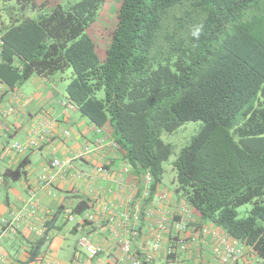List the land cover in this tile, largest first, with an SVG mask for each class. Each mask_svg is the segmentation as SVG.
Returning a JSON list of instances; mask_svg holds the SVG:
<instances>
[{
	"label": "trees",
	"instance_id": "16d2710c",
	"mask_svg": "<svg viewBox=\"0 0 264 264\" xmlns=\"http://www.w3.org/2000/svg\"><path fill=\"white\" fill-rule=\"evenodd\" d=\"M106 2L0 0V79L12 90L69 70L67 102L108 126L153 189L173 153L161 134L200 120L172 162L173 190L264 262V0H118L100 53L90 31ZM3 174L16 181L23 164Z\"/></svg>",
	"mask_w": 264,
	"mask_h": 264
},
{
	"label": "crops",
	"instance_id": "0c3cea01",
	"mask_svg": "<svg viewBox=\"0 0 264 264\" xmlns=\"http://www.w3.org/2000/svg\"><path fill=\"white\" fill-rule=\"evenodd\" d=\"M65 86L64 83L61 92L50 77L33 74L13 89L19 95L17 98L11 96L9 89L0 100V144L8 147L15 141L23 143L29 136L36 142L24 152L8 151L0 155V264H107L117 257L123 235L118 213L125 208L131 211L132 203L127 206L124 203L129 196L135 199L139 195V177L125 163L119 149L111 145L108 126L97 127L75 106L65 105ZM9 105L14 111L6 113ZM53 158L70 159L71 167L60 171L50 184L43 185L39 176L50 172L49 161ZM20 164L23 174L18 180L5 177V170ZM101 165L105 171L95 172L94 168ZM77 171L89 176H80ZM161 191L169 192L167 200H158ZM182 200L180 194L161 182L154 187L149 204L158 215L172 211ZM80 202L87 209L73 213L76 220H66L63 208L72 211ZM110 203L114 207L104 211L103 205ZM92 212L97 216V224L86 221ZM2 219L6 224L1 223ZM153 220L142 213L139 222H132L140 228L133 245L141 257L145 238L152 236L147 229ZM187 220L188 230L184 233L189 237L187 247L178 250L175 258L167 257L164 246L183 233L168 234L162 230L155 264H220L217 239L226 234L192 207ZM202 226H208L206 234L199 233ZM83 235L99 246L96 257H88L79 244ZM39 237L44 238L42 250L34 260H29L32 242ZM241 247L237 264H264L249 247L242 244Z\"/></svg>",
	"mask_w": 264,
	"mask_h": 264
},
{
	"label": "built area",
	"instance_id": "2783aa9c",
	"mask_svg": "<svg viewBox=\"0 0 264 264\" xmlns=\"http://www.w3.org/2000/svg\"><path fill=\"white\" fill-rule=\"evenodd\" d=\"M2 43L0 37V45ZM9 88L6 84L0 79V100L4 93H6ZM13 98H17L19 95L13 89L10 92ZM72 105L69 102H66L65 105ZM14 111V107L11 105L6 107V113H10ZM1 128V122H0ZM64 135H68L67 131H64ZM36 145L35 140L32 136H29L27 140L23 143L20 142H12L8 147H3L0 144V155L2 153H6L8 151L14 152H24L31 147ZM111 145L119 149L118 144H116L113 140H111ZM71 167V160L64 159L59 160L57 158H53L49 161V169L50 172L43 173L39 176V181L43 185L50 184L55 178L57 174L62 170H66ZM95 172H104V166H96L94 168ZM124 171H127V168H124ZM80 176H89L86 173L77 171ZM139 181L141 184V191L139 195L133 199L132 196H129L125 201L124 205L132 203L131 211H128L127 208L119 211L118 213V224L123 230V235L120 238L117 257L111 258L107 264H155V256L158 250L161 248V231H168V234L174 233H183L182 236H178L175 238H171L166 245L164 246V254L169 257V254H174L173 258L176 257L178 250H183L188 245L189 237H186L184 233L188 230V216L190 214L191 207L187 203V201L182 200L174 205L172 211L160 213L158 215L155 214L152 207L149 204V198L153 192V176L150 171H144L139 177ZM169 198L168 191H161L158 194V200H167ZM114 207V203L103 205L104 211H108ZM63 212L66 218L69 221L76 220V216L71 212L68 208H63ZM147 217L148 219L154 218V224L148 227L147 231L151 233V237L145 238V249L143 251V257L139 256L138 251L133 245L134 239H136L140 234V228L138 225H132V222H139L141 215ZM110 220L113 219L110 214ZM86 221L88 223L97 224V216L94 212L89 213L86 216ZM2 224H6V220H1ZM131 223V224H130ZM208 232V226H202L199 230V233L206 234ZM1 234V232H0ZM40 235L44 236L43 232L40 231ZM45 237V236H44ZM190 241V240H189ZM219 246V261L220 264H237L238 259L242 253L241 244L227 236L220 235L217 239ZM79 244L84 247V250L88 257L93 258L96 257L99 253V246L95 245L86 235H83L79 239ZM2 253V239L0 237V254ZM5 264V263H4Z\"/></svg>",
	"mask_w": 264,
	"mask_h": 264
},
{
	"label": "rangeland",
	"instance_id": "374dc122",
	"mask_svg": "<svg viewBox=\"0 0 264 264\" xmlns=\"http://www.w3.org/2000/svg\"><path fill=\"white\" fill-rule=\"evenodd\" d=\"M118 5V0H107L104 8L102 9V13L100 15V21L94 29H91V34L95 37L97 36L98 42V51L101 53L104 49V40H106L107 32L109 29V25L111 22L114 21V15L116 11V6ZM70 77V71L60 72L57 71L50 76V79L58 84L61 90L62 85L68 83ZM202 125L200 120H191L184 122L181 126H179L174 132L172 133H162L161 140L164 143H168L172 146L173 153L170 155L167 161H164L163 166V183L165 186L167 185L169 188L173 189L176 186V177L175 171L172 168V162L176 158L178 152L182 147H184L191 138L198 132ZM249 204H244L238 208L239 215H245L249 210Z\"/></svg>",
	"mask_w": 264,
	"mask_h": 264
}]
</instances>
